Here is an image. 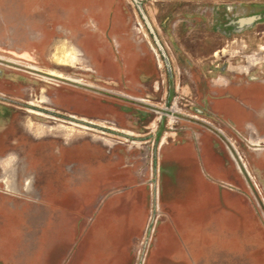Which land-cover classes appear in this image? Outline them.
Wrapping results in <instances>:
<instances>
[{
	"label": "rangeland",
	"instance_id": "rangeland-1",
	"mask_svg": "<svg viewBox=\"0 0 264 264\" xmlns=\"http://www.w3.org/2000/svg\"><path fill=\"white\" fill-rule=\"evenodd\" d=\"M0 264H264V0H0Z\"/></svg>",
	"mask_w": 264,
	"mask_h": 264
},
{
	"label": "bare ground",
	"instance_id": "bare-ground-1",
	"mask_svg": "<svg viewBox=\"0 0 264 264\" xmlns=\"http://www.w3.org/2000/svg\"><path fill=\"white\" fill-rule=\"evenodd\" d=\"M62 52H63V54H62V56L60 55L61 57H57V58L55 57L56 60L61 59V61H69L71 63L74 62V59L76 60L75 52L73 53L72 49H68L66 47L64 50H62ZM231 99H232L231 96L226 98V99H222V102H219L218 104H222V106L231 107V106H233L232 103H229V102H232ZM164 157L166 158L167 161H173V162L176 161V162L180 163V161H178V159L180 160V157H182V155L180 152H178L176 154H172V153L170 154L169 152H165Z\"/></svg>",
	"mask_w": 264,
	"mask_h": 264
}]
</instances>
